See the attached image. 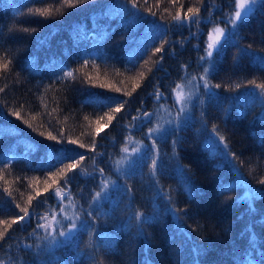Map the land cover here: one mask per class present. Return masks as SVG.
I'll return each instance as SVG.
<instances>
[{
	"label": "trees",
	"instance_id": "1",
	"mask_svg": "<svg viewBox=\"0 0 264 264\" xmlns=\"http://www.w3.org/2000/svg\"><path fill=\"white\" fill-rule=\"evenodd\" d=\"M132 2L89 0L68 8L64 0H0V27L14 24L17 11L52 9L48 18L25 17L37 32L0 50V57L6 51L12 59L9 71L0 68V88L5 89L0 92V161L10 160L0 164V261L92 264L89 254L95 252L104 264H264V184L259 183L264 179V146L258 142L264 138V97L249 83L264 84V7L253 6L238 23V35L227 42L223 38V50L200 61L215 29L232 30L226 21L236 10L234 0H135L137 8ZM190 7L199 9L194 15L200 23L179 27L173 17L190 15ZM161 35L171 43L155 53ZM204 68H209L210 83L220 85L211 89L214 95L199 81ZM193 77L199 88L188 108L191 118L182 117L179 131L157 139L156 174H151L150 162L129 168L123 158L133 147L142 154L151 145L144 134L157 123L162 126L164 115L175 120L176 85ZM157 89L168 99L157 102L152 95ZM108 97L128 103L112 113L110 124L105 116L97 134L98 117L110 112ZM137 109L154 114L141 131L129 129ZM213 125L238 159L209 150ZM49 133L62 137L63 144L49 140ZM81 143L86 147L79 148ZM62 147L87 154L74 170L72 200L65 201L74 214L84 209L82 220L90 219V195L99 190V180L91 177H98L99 168H104L105 179L130 186L131 193L111 189L98 209L94 231L78 233L71 243L50 244L49 233L59 230L55 223L60 210L52 193L62 180L49 178V170L61 166L52 167L56 162L49 158ZM178 165L188 170L198 189L192 199L184 191ZM117 167L123 170L117 173ZM46 181L51 186L47 192ZM169 194L177 208L188 210L191 218L181 213L187 227L167 210ZM46 198L47 204L38 206ZM21 208L44 216L40 223L45 227L34 231L35 218L19 221ZM137 210L156 217L143 226L146 238L139 235L137 222L129 221Z\"/></svg>",
	"mask_w": 264,
	"mask_h": 264
},
{
	"label": "snow or ice",
	"instance_id": "2",
	"mask_svg": "<svg viewBox=\"0 0 264 264\" xmlns=\"http://www.w3.org/2000/svg\"><path fill=\"white\" fill-rule=\"evenodd\" d=\"M89 0H64V4L68 8H78L81 4L88 3ZM236 4V10L233 14H231L226 23L231 25L232 30L230 32H225L224 29H215L219 33L220 36L224 37L225 41H230L232 37H235L238 35V33L235 32V29L240 21L244 17H246L252 10L253 6L259 5L260 7H264V0H234ZM132 7L137 8V4L135 3V0L132 2ZM188 13L190 15L184 17L183 19L176 15L173 17L174 21H179V27H184L186 24H198L200 21L195 18V13L199 12L198 8H188ZM52 9L50 7H44V8H28L27 11H17L13 14V20L15 21L14 24H10V26H3L0 27V50L5 49V45L15 42L19 40L24 35H32L37 32L36 27H29L24 22V18H48L51 16ZM152 15H155V13H152ZM194 35V34H193ZM160 46L155 47V53H160L164 51V45L170 44L171 42L166 40L164 38V35L160 36ZM248 47H251L249 45ZM224 48V44L221 43L219 39L214 44H208L207 48L205 49V55L200 56V61H206L207 58H211L213 56V51H216L217 55L220 51H222ZM241 51H245L244 49H241ZM147 52V48H145V53ZM4 62L0 64V68H2L5 71H9V66L12 64V59L8 57L7 52L5 51L4 57H0ZM35 58H33L34 61ZM163 57H160V60H162ZM183 68H187V65H183ZM214 70V65H213ZM73 75V72L71 70L66 71V76L71 77ZM209 76V68L203 69V74L199 77V81L202 83V87L205 89L206 92L209 94L214 95V93H211V89L213 87L219 88L220 85H212L208 79ZM193 80H196V77L192 78ZM249 83L255 85L256 88L260 89L258 95L260 97H264V84L257 85L255 80L249 81ZM239 87V85H237ZM176 88H181L180 84L176 85ZM5 91V89L0 88V92ZM116 91H120L119 89H116ZM125 95H131V93H125ZM154 99L157 102H160L161 100H166L168 97H165L162 92L157 89L153 94ZM110 103L108 105H105L106 107H109L110 112L105 113L103 116L98 117L97 124L98 127L96 129L97 134L100 132V121L104 120L105 116H107V123H111L114 116L112 113H119L121 112L122 108L127 101H121L117 97H108L107 98ZM189 98L182 96L180 93H177L174 97V104L176 106V117L175 120H169V125H174L173 127H162L157 123L156 127H149L147 132L144 134L147 139L151 141L150 146H145L142 154L140 153V149H137L133 147L132 153H129L126 155L123 159L128 164L129 168H135V167H141V166H147L150 162V172L152 175H155L158 166H159V149L157 146V139L159 140H166L168 135L170 133H175L176 131H179L181 128V118L183 117L185 120L190 119L191 117L187 114L186 109L184 105L188 103ZM115 104V107H112V105ZM137 115L132 117L133 123L129 126L130 130H136L141 131L146 125H150L152 123L153 113L148 112L146 110L137 109L136 110ZM14 115L19 117V112H15ZM85 119H88V117H85ZM137 121L139 123H137ZM213 133L215 134L212 138L213 148L209 149L212 152H215V154L223 156V157H231V159L234 161L238 159L236 154L231 151L225 137L223 135H220L217 131V128L215 125H213L212 129ZM49 140L56 141L57 143L63 144V138L58 139L56 135H52L49 133L48 137ZM261 146H264V138H262L260 141H258ZM68 144L76 145L78 144L77 140H67ZM178 143V139L173 140V145ZM85 144H79V148H85ZM34 146L29 148V151L33 150ZM96 149V143L95 141L92 142L91 150L95 152ZM127 149H124V152L127 153ZM86 153L80 152L77 148H66L62 147L58 149L57 151L53 152L50 156V161L54 160L56 163L52 165V167H56V164L61 165L56 169V171L49 170V178H56L59 177L62 180V185L58 188V190L53 191L52 196L54 198H57V206L60 208V213L63 214L66 212V206L65 201H71L72 195H71V187L70 185L75 181L76 179V173L74 170L79 166L81 161H83L86 158ZM135 157V158H133ZM95 159L94 157L92 158ZM65 161H69L65 163ZM10 160L5 159L3 161H0V164H9ZM119 164V162H117ZM243 163V162H241ZM180 169V174L183 177L182 180V186L184 188V191L188 195L189 199L194 198V193L198 191L195 184L191 181L190 176L188 175V170L184 166L178 165ZM123 169L120 167H117L116 172L119 173ZM98 177L93 175L92 179H98L99 180V190L95 191L94 194L90 195V202L88 204V210L86 212V216L89 217V220H82L81 215L85 214L84 209L81 207L80 212L75 213L73 216H67L64 215V219L68 220V224H64L62 221H56V223L59 224V230L53 229L55 232V235L52 233H49V236L51 239L49 240L50 244H56V243H71L74 242L77 239V234L80 232H86L89 230L94 231L95 230V224L94 221L98 218V209L101 207V202L108 200L110 197L108 195L109 191L111 189H116L117 191L123 188L124 194L129 195L131 193V188L128 185H119L116 181H109L105 179V170L104 168H99L98 170ZM73 173V175H68V173ZM125 176H128V172L124 173ZM260 184H264V179H261L259 181ZM50 185H47L46 181V187L45 191L47 192ZM6 191V190H5ZM234 191V190H233ZM226 194V193H222ZM40 193L37 192V196H39ZM157 195H160V192L158 190ZM166 201L169 205L168 211L171 212L175 217L177 222H181L183 227H187L186 224L182 223V216L181 213H183V217H189V213L187 209H181L177 208L174 204L172 196L169 194L166 197ZM33 197H29V203H31V200ZM235 199H240V197H236ZM47 204V198L41 201H38V206ZM74 206V205H73ZM118 207V202L115 205ZM19 207V205H17ZM129 207H131V204H129ZM250 210L251 207H250ZM21 211L24 213L23 216H19V221H25L27 220L29 223L31 219L35 218L37 220L36 229L34 231L44 228L45 225L41 224L40 221L45 219L44 216H41L40 214L36 213H30L27 208H21ZM55 219V215L53 217ZM191 218V217H189ZM135 220L137 222V229L138 233L141 236H145L146 234L143 232V226L145 224L151 223L152 220L156 219V217H145L144 214L140 211H135L133 215L129 217V221ZM79 221V223H77ZM13 223H17V220H13ZM3 223L7 224V221H3ZM203 227V225H201ZM196 229L193 228V231ZM57 237H63V240H57ZM0 239H3V234L0 233ZM108 249H111V244L106 246ZM110 254V253H109ZM197 254H199V250L197 249ZM89 259L92 261V264H104L103 259L97 260L96 253H90ZM0 264H3V261H0Z\"/></svg>",
	"mask_w": 264,
	"mask_h": 264
},
{
	"label": "rangeland",
	"instance_id": "3",
	"mask_svg": "<svg viewBox=\"0 0 264 264\" xmlns=\"http://www.w3.org/2000/svg\"><path fill=\"white\" fill-rule=\"evenodd\" d=\"M223 38L224 37L220 36L219 33L214 30L211 33L210 43L214 44L217 41V39L222 41ZM180 85H181V88H178V89L176 88L174 90V96H176L177 93H180L182 96L189 98L188 103H186L184 105V107L186 109V112H188V108L190 106V103L192 102L193 98L197 94V91H198V88H199V83L196 80H193V79H186L183 82H181ZM164 116L165 117H163V119H161V125L162 126H165V124L169 125L168 124L169 120L167 119V115H164ZM65 206H66V212L61 214L60 210H59V218L57 219V221H62L64 224H68L69 221L64 219V215L73 216L74 213H72V211H71L70 204H65ZM55 227H57V229H59V224L55 223Z\"/></svg>",
	"mask_w": 264,
	"mask_h": 264
}]
</instances>
